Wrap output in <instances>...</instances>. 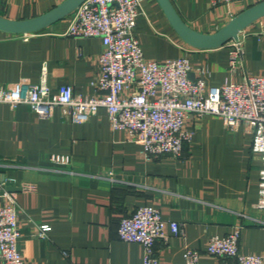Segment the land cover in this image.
I'll use <instances>...</instances> for the list:
<instances>
[{
  "label": "crops",
  "instance_id": "obj_1",
  "mask_svg": "<svg viewBox=\"0 0 264 264\" xmlns=\"http://www.w3.org/2000/svg\"><path fill=\"white\" fill-rule=\"evenodd\" d=\"M63 0H0V15L30 18ZM260 0H235L211 7L209 0H171L182 19L212 33L232 16ZM70 13L31 33L0 30V87L20 79L39 82L43 72L52 91L70 85L75 94L102 93L93 84L101 72L97 36L66 34ZM145 57L162 61L188 56L207 70L208 85L241 80L228 69L229 43L198 48L173 29L157 0H140L133 30ZM244 69L264 74V16L245 27ZM126 91L121 95L125 96ZM192 132L181 156L148 159L124 129H114L103 107L82 122L56 106L41 118L26 104L0 102V173L16 189L19 250L24 264H142L143 247L118 236L119 220L140 205L182 225L167 226V241L156 242L159 264H185L184 250L199 249L198 264H234L232 257L204 252L212 235L224 236L242 224L239 249L264 254V209L256 206L260 158L251 153L252 135L242 125L226 129L221 118L206 114L188 119ZM68 156L67 162L51 155ZM5 201L0 197V204ZM47 224L46 236L37 226Z\"/></svg>",
  "mask_w": 264,
  "mask_h": 264
},
{
  "label": "built area",
  "instance_id": "obj_2",
  "mask_svg": "<svg viewBox=\"0 0 264 264\" xmlns=\"http://www.w3.org/2000/svg\"><path fill=\"white\" fill-rule=\"evenodd\" d=\"M235 0H209L211 7ZM140 0H84L70 12L66 34L75 37L97 36L104 49L99 53L101 72L93 84L102 93L91 97L75 94L70 85L52 91L43 72L39 82L20 79L0 87V102L11 108L26 104L37 116L52 114L56 106L66 107L73 121L82 122L103 107L112 128L124 129L130 140L142 146L148 159L164 155L181 156L185 142L192 138L186 128L188 119H201L206 114L218 115L230 131L240 125L252 135L251 153L257 155L259 169L256 206L264 209V74L244 69L243 43L239 38L230 45L228 69L240 71L241 80L208 85L206 69L193 65L188 56L157 61L145 57L133 30L139 13ZM126 91L125 96L121 95ZM51 160L67 162L68 156L53 154ZM0 264H24L18 247V203L15 193L7 188L0 173ZM264 224V221H259ZM182 234L175 220L161 216L152 205H140L131 214L122 216L118 236L126 242L143 247L142 264H159L156 242H166V228ZM242 224L224 235L208 238L204 252L216 257H232L234 264H264V254H244L239 249ZM50 226H37V234L46 236ZM202 252L184 250L185 264H198Z\"/></svg>",
  "mask_w": 264,
  "mask_h": 264
},
{
  "label": "water",
  "instance_id": "obj_3",
  "mask_svg": "<svg viewBox=\"0 0 264 264\" xmlns=\"http://www.w3.org/2000/svg\"><path fill=\"white\" fill-rule=\"evenodd\" d=\"M84 0H63L46 12L24 19H10L0 15V30L9 33H31L64 17ZM173 29L188 44L198 48H216L231 39L236 40L247 26L264 16V0H260L232 16L212 33H202L189 26L178 14L171 0H157ZM15 190L13 186H7Z\"/></svg>",
  "mask_w": 264,
  "mask_h": 264
}]
</instances>
